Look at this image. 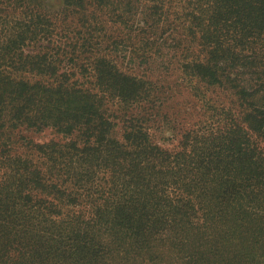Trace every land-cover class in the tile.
<instances>
[{"label": "trees", "instance_id": "16d2710c", "mask_svg": "<svg viewBox=\"0 0 264 264\" xmlns=\"http://www.w3.org/2000/svg\"><path fill=\"white\" fill-rule=\"evenodd\" d=\"M0 264H264V0H0Z\"/></svg>", "mask_w": 264, "mask_h": 264}, {"label": "rangeland", "instance_id": "374dc122", "mask_svg": "<svg viewBox=\"0 0 264 264\" xmlns=\"http://www.w3.org/2000/svg\"><path fill=\"white\" fill-rule=\"evenodd\" d=\"M175 78H176V77H173V79H174V80H175ZM183 98H186V100H190V102H191V100H192V101H194V98H193V97H191V96L187 98V96H186V95H184V96H183ZM183 98H182V97H180L179 99H181V100H182ZM179 99H178V100H179Z\"/></svg>", "mask_w": 264, "mask_h": 264}]
</instances>
